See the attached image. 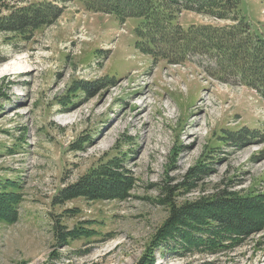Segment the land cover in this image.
<instances>
[{
    "label": "rangeland",
    "instance_id": "374dc122",
    "mask_svg": "<svg viewBox=\"0 0 264 264\" xmlns=\"http://www.w3.org/2000/svg\"><path fill=\"white\" fill-rule=\"evenodd\" d=\"M91 2L0 0V66L21 58L0 77V190L21 197L16 218L0 219V264H264V228L216 252L157 240L174 205L217 191L264 194V95L231 71L215 77L206 50L174 62L140 50L143 19H121ZM47 5L58 13H43ZM34 7L43 16L38 27L15 30L16 15ZM237 14L249 35L264 38V0H240ZM231 18L183 10L178 23L223 27ZM148 89L150 138L130 111ZM203 100L208 115L189 148L185 130ZM65 105L82 110L74 123L54 113ZM109 124L116 127L105 132ZM99 169L110 173L102 189L117 194L70 198L68 189ZM254 215L258 221L264 210Z\"/></svg>",
    "mask_w": 264,
    "mask_h": 264
},
{
    "label": "trees",
    "instance_id": "16d2710c",
    "mask_svg": "<svg viewBox=\"0 0 264 264\" xmlns=\"http://www.w3.org/2000/svg\"><path fill=\"white\" fill-rule=\"evenodd\" d=\"M239 3L240 0H92L91 5L105 13L113 12L121 19H143L144 23L137 33L141 39L140 50H147L171 62L181 61L187 51L206 50L214 56L216 67L212 69V74L215 77L226 79L227 72L231 71L230 74L264 95V38L249 35L248 21L237 14ZM52 8L51 5L44 6L43 13L57 14L58 10L52 11ZM183 10L217 18L230 17L232 13L234 22L223 27L192 26L184 31L178 23V16ZM40 13L38 7L18 13L15 30H23L24 24L37 28L38 19L43 17ZM98 171L95 172L99 175L83 178L67 188L68 195L73 192L70 198H110L112 192L116 195L110 186L102 189L109 181V171ZM93 182L98 183L94 192L88 188ZM0 185L4 187L2 182ZM12 186L18 187V184ZM67 189L63 190L61 198ZM19 195L15 189L0 190V219L10 221L16 218L21 200ZM263 210L264 194L240 195L232 191H217L196 202L174 205L157 240L165 242L170 237L172 241L179 242L180 250L184 252H216L234 247L259 228H264V216L258 221L254 218L255 213ZM57 228L55 226L56 239L64 241L67 233L61 234ZM171 249L177 250L174 247ZM153 261L151 264H155Z\"/></svg>",
    "mask_w": 264,
    "mask_h": 264
},
{
    "label": "bare ground",
    "instance_id": "6f19581e",
    "mask_svg": "<svg viewBox=\"0 0 264 264\" xmlns=\"http://www.w3.org/2000/svg\"><path fill=\"white\" fill-rule=\"evenodd\" d=\"M20 59L19 58L11 59L10 61H8L6 63H3L0 66V77L3 76L4 74L10 72V71H14V70L16 71V69L18 67L16 66L17 65V61H15V60H20ZM31 71H32V67L28 66V67H26V69H23V71H21V72L23 74H28ZM151 96H152L151 90L148 89V90H146L144 92H139L137 94V99L139 98V100H140L139 102L136 101V97L133 99L132 102H130V111L132 112V116L134 117L133 125H136L137 123H142V127L145 126L143 128L147 129L148 132H150V134L148 135L149 138L152 137V135H151L152 133H151V130H150L151 129L150 128V123L151 122L149 120H147L146 111L148 110V107L151 105L150 102H149V97H151ZM208 101L209 100H203L200 103L198 109L196 110V112H194V116H193L194 119L189 124L188 128L185 130L186 139H187V142L185 144L189 148L190 147L194 148L199 143V140H200L199 138L201 137L199 129H197L198 125H200V120H199L200 118L199 117H201V116L207 117V115H208L207 112H208V107H209ZM69 106L70 105H65L64 107L61 106L58 109H54V113L55 114H59V113H67V114H69L64 119H61L64 124L74 123L75 119L82 113V110H78V111H73L72 110V112L68 111L69 108H70ZM135 110H136V112H134ZM119 118L120 119L123 118V114H121L119 117H116L117 120ZM114 127H116V126L113 125V124H109L107 126V128L105 129V132H107L108 130H112V128H114ZM145 134H147V132ZM97 142H98V138H95L94 140H92L91 141L92 146L94 144H96ZM172 264H180V263H172Z\"/></svg>",
    "mask_w": 264,
    "mask_h": 264
}]
</instances>
